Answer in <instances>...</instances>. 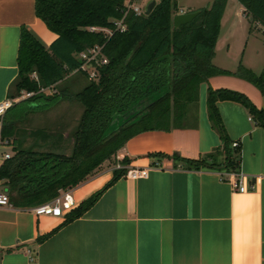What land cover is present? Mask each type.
Segmentation results:
<instances>
[{"label": "crops", "instance_id": "obj_1", "mask_svg": "<svg viewBox=\"0 0 264 264\" xmlns=\"http://www.w3.org/2000/svg\"><path fill=\"white\" fill-rule=\"evenodd\" d=\"M35 1L0 0V100L9 97L19 71L22 26L30 27L46 46L57 36L36 14ZM229 2L247 15L240 1L228 0L227 6ZM184 11L190 10L180 5L177 13ZM226 52H231L229 40ZM64 79L51 88L60 90ZM74 81L80 82L78 78ZM209 86L241 90L264 108V94L249 80L228 73L211 75L200 83L197 104L191 106L183 124L147 129L130 137L118 149L114 162L104 161L71 188L74 206L102 188L113 177L114 168L124 165L120 159L125 155L131 158L126 167L148 166V176L134 178L123 173L90 208L71 219L68 212L37 214L32 206L0 204V264H29L27 246L37 250L42 264H264V126L241 101L219 99L217 105L231 141L240 143V170L248 190H234L222 177L224 169L189 168L171 156L150 155L178 152L199 157L222 145L208 111ZM70 91L68 85L61 90V98L67 100L63 118L76 122L81 113L70 116L72 103L77 101L68 96ZM6 113L0 117V163L2 152L12 153L15 139L10 138V148L2 143ZM48 132L47 139L35 137L33 142L41 148L71 151L72 133ZM26 135L32 136L21 129L16 138L26 145ZM0 189H5L1 180Z\"/></svg>", "mask_w": 264, "mask_h": 264}, {"label": "trees", "instance_id": "obj_2", "mask_svg": "<svg viewBox=\"0 0 264 264\" xmlns=\"http://www.w3.org/2000/svg\"><path fill=\"white\" fill-rule=\"evenodd\" d=\"M238 1L247 15L264 27V0ZM227 2L212 0L200 7L191 21L176 26L173 17L179 11L177 0H156L148 14L137 12L129 0H36V14L57 36L46 46L30 27L23 25L21 29L19 71L10 85L9 97L15 99L23 90L33 93L13 101L2 125V138H15L11 156L0 163V180L10 201L16 206H34L50 200L93 174L133 135L183 124L191 106L197 104L200 83L213 74L237 75L264 94V65L256 72L242 60L234 70L214 62ZM120 18L126 23L123 30L115 23ZM95 45L101 46L108 61L93 60L98 74L90 77L88 69L81 67L84 59L80 53ZM74 70L87 76L88 81L81 89L68 93L83 105L72 131L71 151L24 145L23 139L16 138L22 129L18 121L30 110L47 108L60 99L61 91L46 94L41 88L54 87ZM219 99L241 101L264 126V108L245 92L209 86L208 111L222 145L199 157L178 152L150 155L171 156L189 168L240 169V148L232 146L217 105ZM128 115L132 116L126 118ZM28 132L44 139L49 136L44 127ZM130 161L126 155L120 159L124 165L115 167L113 177L69 210L67 218L78 217L90 208L103 190L126 172L125 165Z\"/></svg>", "mask_w": 264, "mask_h": 264}, {"label": "rangeland", "instance_id": "obj_3", "mask_svg": "<svg viewBox=\"0 0 264 264\" xmlns=\"http://www.w3.org/2000/svg\"><path fill=\"white\" fill-rule=\"evenodd\" d=\"M145 1L146 0H129V4L139 6L141 11L144 12L146 5L144 4ZM211 1L212 0H177L179 7L181 5L187 10L199 9L202 6L209 5ZM225 9L226 11H224L225 13L223 14L221 19V29L218 36V38L221 37L219 42L220 47L217 53V57L214 58V62L216 64L225 65L226 67L233 69L237 67L240 60H242L244 64L250 66L256 72H260L264 65V27L262 26V24L255 21L252 15H246L241 10H239L236 6V3L234 4L233 2H229L227 8ZM228 40L230 41L231 45V52L229 54L226 52ZM243 50L245 51L244 58L242 57ZM76 78H78L80 82L75 83L74 80ZM87 81V76L83 75V73L81 72L70 74L58 86L60 89L59 91H61L68 85L71 90L70 92H74L76 90H79ZM52 91H54L52 88H45L43 90V92H45L46 94ZM26 92V90H23L22 94L15 99L12 97L9 98L12 101L20 98H25L29 96L26 94ZM66 103V99L60 98L47 108L40 107L30 110L26 117L23 120L19 121L18 126L22 128V130L27 131L44 127L49 131L67 130L72 133L79 120H77L76 122H74L73 120H69L67 122V120L63 118V114L65 112L64 107H66ZM72 105L74 107L70 111V116L78 113V111L82 113L83 105L80 101L77 100L72 103ZM26 136L28 137L26 141L27 146L32 144L36 148H41L38 143L33 142L36 136H31L30 138L28 135ZM5 148H10V146L7 144L5 145ZM41 149H51V146H45ZM114 161V157L110 159V163Z\"/></svg>", "mask_w": 264, "mask_h": 264}, {"label": "built area", "instance_id": "obj_4", "mask_svg": "<svg viewBox=\"0 0 264 264\" xmlns=\"http://www.w3.org/2000/svg\"><path fill=\"white\" fill-rule=\"evenodd\" d=\"M137 12L141 11L140 7L134 4H130ZM115 23L117 27L121 28L122 30L126 28V23L124 22L123 18L116 19ZM93 29L96 27H92ZM80 56L84 59L81 67L84 69H88L90 77H97V69L93 65V60L97 62H107L108 58L101 52V46L95 45L94 47L82 51ZM45 88H41L44 90ZM32 91H27V95H31ZM13 101L8 97L0 100V117L3 116L7 109L12 105ZM2 143L10 144V139L2 138ZM239 141L234 140L232 141V146L237 147L239 146ZM11 156V153L8 151L2 152L1 157L2 160ZM149 167L148 166H130L127 167L125 175L130 177H142L148 176L149 174ZM222 177L227 179L234 190L239 191H246L249 189V185L244 181L245 174L240 170H227L224 169L222 173ZM253 185H251L252 187ZM9 195L6 189H0V204H10ZM74 207V196L72 193L71 188L62 190L57 196L54 198L47 200L45 202L36 204L32 206V210L37 214L40 213H52L54 215H63L69 210ZM25 252L28 256L29 264H42L38 260L37 250L32 246H27L25 248Z\"/></svg>", "mask_w": 264, "mask_h": 264}, {"label": "water", "instance_id": "obj_5", "mask_svg": "<svg viewBox=\"0 0 264 264\" xmlns=\"http://www.w3.org/2000/svg\"><path fill=\"white\" fill-rule=\"evenodd\" d=\"M156 4V0H149L147 2V4L145 5V13H150V11L153 9V7ZM199 9L196 10H190V11H184V12H179L176 13L173 17L174 19V24L176 26H179L183 23L189 22L191 21L198 13H199ZM132 115H128L126 118H129Z\"/></svg>", "mask_w": 264, "mask_h": 264}]
</instances>
